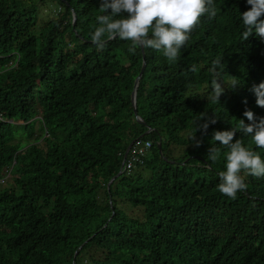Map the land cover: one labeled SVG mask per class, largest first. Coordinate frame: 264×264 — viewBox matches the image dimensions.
I'll return each instance as SVG.
<instances>
[{
    "label": "trees",
    "instance_id": "16d2710c",
    "mask_svg": "<svg viewBox=\"0 0 264 264\" xmlns=\"http://www.w3.org/2000/svg\"><path fill=\"white\" fill-rule=\"evenodd\" d=\"M99 4L0 0V175L15 161L0 185V264H264V176L242 170L246 189L221 194L228 149L212 140L249 123L246 109L264 117L252 91L264 41L241 36L250 6L215 0L174 61L144 49L142 123V48L105 37L97 50ZM135 138L152 140L148 157L108 187ZM235 139L264 158L250 136Z\"/></svg>",
    "mask_w": 264,
    "mask_h": 264
},
{
    "label": "clouds",
    "instance_id": "9594fccd",
    "mask_svg": "<svg viewBox=\"0 0 264 264\" xmlns=\"http://www.w3.org/2000/svg\"><path fill=\"white\" fill-rule=\"evenodd\" d=\"M246 3L250 6L248 10L239 13L241 36L247 40L254 34L264 41V18H262L264 17V0H246ZM99 6L104 14L96 17L98 26L91 34V41L98 51L106 43L105 37L119 38L130 41L134 47L157 50L169 61H174L178 57L201 16L205 14L209 18L216 16L215 0H100ZM218 65H220V59H214L212 61L214 77ZM212 86L213 95L210 99L218 101L224 89L215 78ZM252 91L256 96V104L264 107V81L258 85L254 84ZM243 117H246L249 123H246L244 118H240L235 127L215 130L212 136V140L228 149L225 153V170L219 173L220 183L217 188L221 194L233 199L236 198L238 191L246 189L241 175L242 170L257 177L264 176V158L260 153L250 150L239 139L234 140L236 133L241 132L245 136H250L257 148H264V117L257 119L251 109H246ZM216 122L215 117H208L200 128L207 132L209 126ZM139 140L150 139H133L134 143L126 153L127 146L123 154V173H130L143 164L150 153L152 146L142 163H138L131 171L125 169L128 153ZM207 155L212 161H216L219 150L211 145ZM14 164L15 161L7 172L0 175V185L4 186L11 181Z\"/></svg>",
    "mask_w": 264,
    "mask_h": 264
},
{
    "label": "built area",
    "instance_id": "2783aa9c",
    "mask_svg": "<svg viewBox=\"0 0 264 264\" xmlns=\"http://www.w3.org/2000/svg\"><path fill=\"white\" fill-rule=\"evenodd\" d=\"M152 146L150 140H139L137 141L126 158L125 169L131 171L137 166L138 163H142L144 157L147 155L148 150Z\"/></svg>",
    "mask_w": 264,
    "mask_h": 264
},
{
    "label": "water",
    "instance_id": "95a60500",
    "mask_svg": "<svg viewBox=\"0 0 264 264\" xmlns=\"http://www.w3.org/2000/svg\"><path fill=\"white\" fill-rule=\"evenodd\" d=\"M76 22V15L74 13V20H73V24H75ZM142 52H143V55H144V62H143V65H142V68H141V71L138 75V77L136 78V81H135V86H134V90H133V93H132V104H133V107H134V112H135V115H136V118L138 119V121H141L142 123H144L143 119L141 118V116H139L138 114V111H137V107H136V98H137V89H138V86H139V83H140V79L144 73V70L146 68V61H145V51L144 49L142 48ZM153 129L151 127L148 126V130L145 132V134H148L152 131ZM134 143V141H132L129 145H128V148L126 150V153L129 151V149L131 148L132 144ZM160 152H162L161 148H160ZM123 164L121 165V168H120V171L118 172V174L113 177L110 182L108 183V187L111 185V183L113 182V180L121 175L123 173Z\"/></svg>",
    "mask_w": 264,
    "mask_h": 264
},
{
    "label": "rangeland",
    "instance_id": "374dc122",
    "mask_svg": "<svg viewBox=\"0 0 264 264\" xmlns=\"http://www.w3.org/2000/svg\"><path fill=\"white\" fill-rule=\"evenodd\" d=\"M20 138H21V139H23V138H24V136H20ZM12 179H13V178H11L10 180H12ZM10 183H11V182H10Z\"/></svg>",
    "mask_w": 264,
    "mask_h": 264
}]
</instances>
